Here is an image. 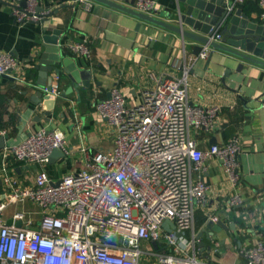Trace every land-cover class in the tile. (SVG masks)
<instances>
[{
  "label": "built area",
  "instance_id": "1",
  "mask_svg": "<svg viewBox=\"0 0 264 264\" xmlns=\"http://www.w3.org/2000/svg\"><path fill=\"white\" fill-rule=\"evenodd\" d=\"M245 1L235 0L234 7ZM256 1L264 20V0ZM72 3L86 11L93 7L90 0ZM39 5L38 0H27L25 5L15 1V21H43L50 10L39 11ZM134 7L150 15L160 12L157 0H136ZM221 38L219 32L210 42ZM69 49L91 57L87 39L69 44ZM211 50L209 44L203 46L196 59L207 60ZM22 69L12 50L0 52V83L5 76L25 81ZM188 73L185 67L181 77L163 76L137 105L114 88L109 98L96 105L99 117L116 132L114 146L89 154L84 169L55 180L44 167L27 186L6 173L7 200L0 202V264H142L146 255L156 264H201L195 236H184L194 227L197 205L207 202L208 187L204 180L194 179V173L205 170L206 161L214 157L237 183L241 146L234 136L208 150L200 148L192 132L214 130L220 123V108L201 107L189 100ZM45 94L55 99L60 88L54 84L51 91L45 88ZM0 135L5 137L7 130H0ZM55 149L70 154L65 133L46 125L21 144L6 146L3 164L6 168L12 157L47 166ZM27 203L38 211L15 212L9 225L7 210ZM230 204L238 206L242 199L234 198ZM166 221L176 229L165 230ZM241 253L249 264H264L261 239Z\"/></svg>",
  "mask_w": 264,
  "mask_h": 264
},
{
  "label": "crops",
  "instance_id": "2",
  "mask_svg": "<svg viewBox=\"0 0 264 264\" xmlns=\"http://www.w3.org/2000/svg\"><path fill=\"white\" fill-rule=\"evenodd\" d=\"M15 1L23 0H0V52L15 53L25 81L2 79L0 130H7L6 146H15L46 125L56 126L65 133L70 154L47 166L10 157L5 168L4 149L0 148V202L7 200L4 183L7 172L21 186L32 185L37 171L44 167L58 180L67 173L84 169L89 154L112 149L116 132L99 117L96 105L109 98L114 88L130 104L137 105L160 78L181 77L187 67L189 100L201 107L220 108V123L214 130L193 131L192 135L202 150L237 136L241 155L237 183L231 181L221 161L214 157L206 161L205 170L194 173V179L204 180L208 187L207 202L197 205L194 227L184 236H195L201 264H249L241 250L258 239L264 242V206L255 208L256 201L264 194V68L245 64L243 71L238 72L240 60L222 65L217 52L207 66L206 59H196L193 43L184 49L180 36L147 23L137 29V19L93 1L91 11H86L83 5L74 7L73 0H38L39 7L50 10L49 15L39 23L20 24L12 13ZM157 2L162 15L177 23L178 0ZM235 9H242L251 18L264 22L263 10L256 0H246ZM56 30L62 32L60 44L64 47V56L73 59L80 70H90L92 79L90 88L80 86L78 90H71L68 78L54 76L60 94L48 116L45 97L36 102L37 94L43 90L37 85L38 73L34 66L45 52L43 37ZM84 39L88 40L90 58L69 49V44ZM226 69L231 70L227 78L224 77ZM238 197L242 204L232 206L230 201ZM23 210L34 212L38 208L32 203L12 206L6 212L7 222L13 221L15 212ZM210 222L214 226L222 222L226 228H208ZM142 264H156V261L146 255Z\"/></svg>",
  "mask_w": 264,
  "mask_h": 264
},
{
  "label": "water",
  "instance_id": "3",
  "mask_svg": "<svg viewBox=\"0 0 264 264\" xmlns=\"http://www.w3.org/2000/svg\"><path fill=\"white\" fill-rule=\"evenodd\" d=\"M27 0L21 3L26 4ZM103 4L138 20L137 29L141 24L147 23L181 37L182 45L186 49L189 43H193V51L198 55L203 46L209 44L212 48L206 65L209 66L217 52L220 56V64L227 65L231 60H240L237 71L242 72L245 64L264 68V22L251 18L242 9H235L234 1L230 0H178L179 14L177 23L171 22L164 17L161 12L157 15H150L135 9L136 0H91ZM184 8H182V6ZM181 6V7H180ZM39 11L44 8H38ZM51 15V14H50ZM221 33L220 41L210 42V38ZM61 30L54 31L51 35L43 37L45 52L40 61L34 66L38 73L37 85L43 90L37 94L40 103L45 97L44 104L48 109V116L51 115L56 106V100L50 98L44 93V89L52 90L55 78L66 77L71 81V90H78L80 86L90 88L92 72L90 70H80L78 65L70 57H65L64 47L60 44ZM63 66V69L61 68ZM54 73V75H53ZM230 69H226L224 77H229ZM53 75L50 76L49 75ZM10 77V76H5ZM64 96V95H63ZM6 146L5 138H0V148ZM65 153L55 149L51 155L50 163H54L60 158H64ZM59 184V182H57ZM56 184V185H57ZM255 208L264 206V194L255 203ZM9 225L13 224L8 220ZM17 226H22V221L16 222ZM210 222L208 228L217 229L226 228L222 222L216 226ZM233 227V225H232ZM163 228L167 231L176 229L171 221L163 223ZM206 244H200L205 246ZM209 251L211 246H208Z\"/></svg>",
  "mask_w": 264,
  "mask_h": 264
},
{
  "label": "rangeland",
  "instance_id": "4",
  "mask_svg": "<svg viewBox=\"0 0 264 264\" xmlns=\"http://www.w3.org/2000/svg\"><path fill=\"white\" fill-rule=\"evenodd\" d=\"M37 217H38V215H37Z\"/></svg>",
  "mask_w": 264,
  "mask_h": 264
}]
</instances>
